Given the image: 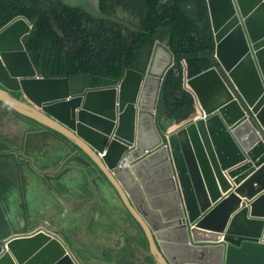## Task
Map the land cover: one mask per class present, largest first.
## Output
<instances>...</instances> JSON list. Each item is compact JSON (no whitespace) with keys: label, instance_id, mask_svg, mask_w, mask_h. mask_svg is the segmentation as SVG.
Wrapping results in <instances>:
<instances>
[{"label":"water","instance_id":"obj_1","mask_svg":"<svg viewBox=\"0 0 264 264\" xmlns=\"http://www.w3.org/2000/svg\"><path fill=\"white\" fill-rule=\"evenodd\" d=\"M62 2L133 29L101 12L99 0ZM207 4L218 67L186 83L199 117L167 131L157 119L174 66L168 44H154L145 72L74 93L69 78L39 76L23 41L33 28L26 17L0 29V103L86 155L157 264H224L228 245L264 242V0ZM0 264L80 263L59 236L38 229L0 240Z\"/></svg>","mask_w":264,"mask_h":264},{"label":"trees","instance_id":"obj_2","mask_svg":"<svg viewBox=\"0 0 264 264\" xmlns=\"http://www.w3.org/2000/svg\"><path fill=\"white\" fill-rule=\"evenodd\" d=\"M99 8L108 16L121 18L133 29L93 18L82 8L65 5L62 0H0V29L18 16L26 17L33 28L24 37V44L38 73L44 78H69L74 93L116 85L128 69L144 72L154 44L169 42L175 64L163 81L158 127L166 130L189 119L195 112V99L184 86L185 78L218 67L207 0H99ZM0 104L7 112L47 129L81 152L64 136ZM6 114L0 117V240L20 233L1 231L7 224L2 203L8 179L4 164L16 158L11 153H20L24 148L2 134ZM24 161L17 158L13 165L17 169L27 167L29 162ZM22 177H16L15 183ZM142 234L137 240L149 249ZM147 263L157 264L152 255Z\"/></svg>","mask_w":264,"mask_h":264},{"label":"crops","instance_id":"obj_3","mask_svg":"<svg viewBox=\"0 0 264 264\" xmlns=\"http://www.w3.org/2000/svg\"><path fill=\"white\" fill-rule=\"evenodd\" d=\"M2 107L4 106L2 105ZM4 109L6 108L4 107ZM7 119L8 118H4V125ZM21 119L22 125H25V129L22 130L24 135V144L22 147L24 148L20 153H11L10 156H15L16 158L11 160L10 163H16L17 158L22 157L21 154H24L25 152H32L39 160L57 154L59 159L56 160V162H63L65 165L58 168L55 167V170L58 172L61 169H66L62 176L65 179H69V176L71 175L69 172L71 170L74 171L72 169L74 167L71 163H73V161L75 163L72 146L67 141L56 136L47 129L32 124L23 118ZM30 162H32V164H28L22 180L19 182L21 196L24 197L22 194L23 189L26 190L30 185L37 184L34 189L40 190V192H36V194L39 199V204L43 207L41 214L48 217H55L58 215L65 220V223L70 219L72 227H75L76 223L82 222L83 220V218H75L76 213L74 210L75 204L83 202L82 211L84 213L86 212V264H124L123 253L124 250H126L124 249L126 246V238H138L139 229L131 221L130 215L124 208L118 195H116L114 190L102 180V176H98L99 173L95 168L90 166V169L94 170V173H89L91 179L89 178L88 182L98 189V195L94 198L82 197L76 199L70 195L61 197V195L59 196L55 193L54 188L42 183V181L51 182L53 179L45 172L42 171L41 173L36 170L37 168L34 167V164H36L35 162ZM80 167L86 168L83 165H80ZM56 179H59V177ZM65 179L61 180L63 181ZM26 196L27 195H25V198ZM50 200L54 202V205L48 207ZM105 218L108 220L114 219L115 223L116 219L120 221L122 220V231L117 226V223L116 225L109 227ZM102 222L107 224L105 229L99 227ZM61 226H64V222L62 221L59 222L57 231H52L64 239ZM67 244L69 245L68 241ZM105 253L109 254V258L103 260ZM143 254V258L148 257L144 250ZM224 264H264V242L243 241L240 245H228Z\"/></svg>","mask_w":264,"mask_h":264},{"label":"rangeland","instance_id":"obj_4","mask_svg":"<svg viewBox=\"0 0 264 264\" xmlns=\"http://www.w3.org/2000/svg\"><path fill=\"white\" fill-rule=\"evenodd\" d=\"M7 113L5 118H8L5 121V125L3 124L1 131L2 134L12 140H15L16 145L19 147L23 146L24 135L22 130L25 129V125H22L21 117L14 115L11 112H7V109H4L2 105H0V117ZM36 149V148H34ZM22 158L25 160L24 162L28 164H34L39 172L46 171L47 168L51 167L47 171L52 172L56 178L53 179L51 182L42 181V183L47 184L51 188L55 189V193L61 197L66 195H70L75 197L76 199L86 197V198H94L98 195V189L91 185L88 182L89 173L86 171L84 167H74V172L71 173L69 179H65L62 175L63 170L57 172L55 167L58 168L60 166H64L65 163L56 162L58 160V156L51 155L49 158L39 160L32 152H25L21 154ZM2 161L4 159H1ZM47 160V161H46ZM8 162V161H7ZM5 171L7 172V180H6V187L7 189L3 191V208L7 212L6 215V222L7 224L1 229L4 234H8L10 231H23L22 228L30 226H41L44 228H48L49 230L57 231V226L59 222H64V226L62 227L63 237L66 239L74 253V255L79 259L80 264H86V212L82 211L83 202H79L74 205L75 210V218L82 219V222L76 223L75 227L71 226V220L69 219L68 222L65 223L60 216H43L41 214L42 205L39 204V199L36 192H40V190L34 189L37 184L30 185L26 190H22V194L24 197L21 196L19 189V184L15 183L16 177L20 174L23 175L26 171V166L23 168L19 166L20 169H17L12 163L8 162V164H4ZM65 179V180H61ZM19 194V195H18ZM103 194V193H102ZM25 195L26 198H25ZM21 198V199H20ZM83 198V199H84ZM17 199V200H16ZM20 199V200H19ZM19 200V201H18ZM108 200V199H107ZM79 201V200H78ZM77 201V202H78ZM86 201V200H85ZM17 203V204H16ZM54 205V202L50 200L48 203V207ZM48 215V214H46ZM29 219V224L24 223ZM106 219V218H105ZM125 220V219H124ZM109 227L116 225L122 231V220L116 219V223L114 219L108 220L106 219ZM99 224V223H98ZM25 225V226H24ZM107 224L105 222L100 223L99 227L105 229ZM33 228V227H31ZM142 245L138 242L137 238H132L129 241L128 249L124 250L123 258L124 264H137L141 261L140 253H141ZM109 258V254L105 253L103 256V260Z\"/></svg>","mask_w":264,"mask_h":264},{"label":"clouds","instance_id":"obj_5","mask_svg":"<svg viewBox=\"0 0 264 264\" xmlns=\"http://www.w3.org/2000/svg\"><path fill=\"white\" fill-rule=\"evenodd\" d=\"M121 19V18H120ZM124 21V20H123ZM127 23V22H126ZM26 37V36H25ZM23 41H24V39H23ZM158 42V41H157ZM160 42H166V41H160ZM166 44V43H165ZM168 46H169V42H168ZM154 47V46H153ZM153 49V48H152ZM27 50V49H26ZM152 53V52H151ZM151 56V55H150ZM150 60V59H149ZM149 63V62H148ZM174 64H175V57H174ZM148 65V64H147ZM35 66V65H34ZM147 68V67H146ZM146 70V69H145ZM38 71V70H37ZM141 72V71H140ZM145 72V71H144ZM39 76L40 77H42L40 74H39ZM187 81H188V78H185V81H184V86H185V88H186V83H187ZM73 89V88H72ZM187 89V88H186ZM188 91H190L189 89H187ZM191 92V91H190ZM192 93V92H191ZM193 94V93H192ZM194 96V95H193ZM19 97V96H18ZM194 99H195V97H194ZM196 109H197V104H196V100H195V112H196ZM193 113L191 116H193L194 115V119H196V118H198L199 117V115H197L196 113ZM199 114V113H198ZM190 116V117H191ZM190 119V118H189ZM188 120V119H187ZM187 120H185V121H187ZM184 121V122H185ZM183 123V122H182ZM181 124V123H180ZM180 124H174V125H172V126H170V127H172V129H177L178 127H179V125ZM160 129V128H159ZM161 130V129H160ZM162 131H167V130H162ZM59 134V133H58ZM61 135V134H60ZM67 139V138H66ZM68 140V139H67ZM72 143V142H71ZM70 144V143H69ZM71 145V144H70ZM72 146V145H71ZM72 150H73V152H74V158H75V163H74V161H73V163H71V165H73V167H75V166H77V167H80V165H83V166H85L86 167V171L88 172V173H94V170H92V169H90V166H93L94 168H95V170L100 174H98V176L100 177V176H102V180L107 184V185H109L110 186V188H112L113 190H114V188L111 186V184H110V182L107 180V178L103 175V173H101L100 172V170H98L90 161H88V165H86V157L81 153V152H79L78 150H75L74 148H73V146H72ZM100 156H102V155H100ZM75 165V166H74ZM48 169H50V168H47V170ZM73 170H74V168H72ZM44 171L49 177H51L52 179H56V177L57 176H55V175H53V173L52 172H50V171ZM62 170V169H61ZM65 171H66V169H63V172H62V174H64L65 173ZM74 171H70L69 172V174H71V173H73ZM57 175H58V172H57ZM105 180H107V182L105 181ZM17 184H19V183H17ZM20 186V185H19ZM20 189V188H19ZM114 192L116 193V191L114 190ZM19 195V194H18ZM116 195H118L117 193H116ZM119 197V196H118ZM21 199V198H20ZM19 199V200H20ZM17 200V199H16ZM18 200V201H19ZM121 200V199H120ZM17 204V203H16ZM123 204V203H122ZM124 206V205H123ZM124 208L128 211V209L124 206ZM128 214H131L129 211H128ZM131 216H132V214H131ZM134 218V217H133ZM29 219L30 218H28L27 219V221H24V223H26V224H29ZM135 219V218H134ZM132 221V220H131ZM133 222V221H132ZM137 222V221H136ZM134 223V222H133ZM135 224V223H134ZM137 227H138V229H139V237H142V232L144 233V231H143V229L142 230H140V225L138 224V222H137V224H135ZM25 226V225H24ZM31 227H33V228H31ZM23 229V231L24 230H29L28 232H23V231H17V232H20V233H18V234H12L10 237H12V236H15V235H27V234H30V233H33V232H35L36 230H38V229H46V230H48V231H50L51 233H54L53 231H51V230H49L48 228H44V227H35V226H30V225H27V227H25V228H22ZM55 235H57L56 233H54ZM144 235H145V233H144ZM58 236V235H57ZM10 237H8V238H6V239H4V240H7V239H9ZM60 237V236H59ZM138 237V238H139ZM145 237H146V235H145ZM61 238V237H60ZM134 238H136V237H134ZM137 238V239H138ZM66 244H67V240L66 239H63V238H61ZM132 238H126V246H125V248L124 249H128V246H129V241L131 240ZM146 239H147V237H146ZM147 242H148V240H147ZM67 246L69 247V245L67 244ZM148 246H149V242H148ZM149 249H147V247H146V245H144V246H142V249H141V253H140V259H141V261L139 262V264H148L147 263V261H148V258H149V256L151 255V253H150V246L148 247ZM69 249H70V247H69ZM71 250V249H70ZM143 250L147 253V255H148V257L146 258V257H144L143 258V256H144V254H143ZM72 251V250H71ZM73 253V252H72ZM74 254V253H73ZM75 256V255H74ZM76 257V256H75ZM154 258V257H153ZM77 259V258H76ZM155 259V258H154ZM78 260V259H77ZM156 261V260H155ZM78 262L80 263V261L78 260ZM157 263V262H156Z\"/></svg>","mask_w":264,"mask_h":264},{"label":"flooded vegetation","instance_id":"obj_6","mask_svg":"<svg viewBox=\"0 0 264 264\" xmlns=\"http://www.w3.org/2000/svg\"><path fill=\"white\" fill-rule=\"evenodd\" d=\"M164 43L168 44V42H164Z\"/></svg>","mask_w":264,"mask_h":264}]
</instances>
